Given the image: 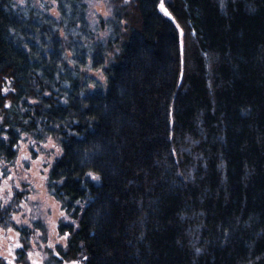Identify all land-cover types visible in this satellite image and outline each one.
<instances>
[{
  "label": "trees",
  "instance_id": "obj_1",
  "mask_svg": "<svg viewBox=\"0 0 264 264\" xmlns=\"http://www.w3.org/2000/svg\"><path fill=\"white\" fill-rule=\"evenodd\" d=\"M53 1L0 0V156L62 147L46 264H264V0Z\"/></svg>",
  "mask_w": 264,
  "mask_h": 264
},
{
  "label": "rangeland",
  "instance_id": "obj_2",
  "mask_svg": "<svg viewBox=\"0 0 264 264\" xmlns=\"http://www.w3.org/2000/svg\"><path fill=\"white\" fill-rule=\"evenodd\" d=\"M36 1H46L51 6V13L59 16L55 1ZM91 9L96 17H107L110 14L107 0H92ZM159 9L166 17L174 20L165 0H160ZM180 40L182 42L181 28ZM89 72L105 81L101 70ZM9 90L7 86L5 91ZM61 154L62 147L57 139L48 137L38 141L24 134L14 160L8 162L0 156V256L9 264H21L17 259V251L23 248L24 240L28 241L27 254L32 264H46L48 248L57 253L58 244H67L68 233H60L59 223L62 218H69L61 203L48 189L51 166ZM62 264L84 263L75 260L64 261Z\"/></svg>",
  "mask_w": 264,
  "mask_h": 264
},
{
  "label": "snow or ice",
  "instance_id": "obj_3",
  "mask_svg": "<svg viewBox=\"0 0 264 264\" xmlns=\"http://www.w3.org/2000/svg\"><path fill=\"white\" fill-rule=\"evenodd\" d=\"M163 6V5H162Z\"/></svg>",
  "mask_w": 264,
  "mask_h": 264
}]
</instances>
